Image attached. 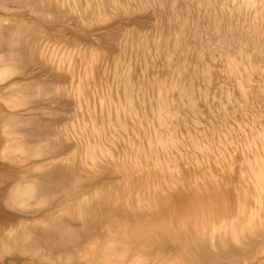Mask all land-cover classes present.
I'll use <instances>...</instances> for the list:
<instances>
[{
	"label": "rangeland",
	"instance_id": "374dc122",
	"mask_svg": "<svg viewBox=\"0 0 264 264\" xmlns=\"http://www.w3.org/2000/svg\"><path fill=\"white\" fill-rule=\"evenodd\" d=\"M16 2L0 0V32L19 34L0 38V68H19L0 79V231L74 221L90 236L80 250L13 251L0 264H119L103 258L108 243L123 264L147 248L139 264H189L187 245L196 264H264V234L231 254L202 235L264 201V0H51L41 17ZM37 179L43 192L10 201ZM83 193L94 196L85 216ZM133 222L150 245L126 236Z\"/></svg>",
	"mask_w": 264,
	"mask_h": 264
},
{
	"label": "bare ground",
	"instance_id": "6f19581e",
	"mask_svg": "<svg viewBox=\"0 0 264 264\" xmlns=\"http://www.w3.org/2000/svg\"><path fill=\"white\" fill-rule=\"evenodd\" d=\"M16 1V0H15ZM18 2H16V4H18V5H20L21 7H23L24 9L23 10H26V9H28V10H30V11H32V12H35L36 14H38L40 17H41V15L43 16V14H51V13H54L55 12V9H54V7H55V5H53L52 6V3H51V0H17ZM53 1V0H52ZM12 2V1H11ZM21 2V3H20ZM55 3V2H54ZM21 11H22V8H21ZM21 13V12H20ZM43 13V14H42ZM23 14V13H22ZM35 17V16H34ZM36 18V17H35ZM14 20V19H13ZM20 21V20H19ZM13 24V23H12ZM7 25V24H6ZM11 25V24H10ZM14 26H16L17 28L16 29H13V30H19V28H22V29H24V28H26L27 30H29L30 29V27H31V24L29 23H17V24H15ZM13 26V27H14ZM2 27V26H1ZM8 27V26H7ZM7 27L5 28L6 30H7ZM10 27L11 26H9V29H10ZM12 28V27H11ZM35 28V27H34ZM33 28V29H34ZM32 29V28H31ZM5 30V31H6ZM12 30V29H11ZM26 30V31H27ZM8 31V30H7ZM10 31V30H9ZM16 31H14L15 33H16ZM21 31V30H20ZM32 31V30H31ZM37 31V30H36ZM2 32V31H1ZM0 32V33H1ZM35 32V31H34ZM19 33H21V32H19ZM24 33V32H23ZM23 33H21V34H23ZM4 34V35H3ZM18 33H16V34H11V33H5L4 32V30H3V33H1V37L0 38H2L3 36H4V38H7V39H4V42H5V40L7 41V40H9L10 42H13L16 38H17V36L19 35H17ZM26 34H29V33H25V34H23L24 36L26 35ZM24 36L23 37H20L21 39H23L24 38ZM28 37V36H27ZM26 37V38H27ZM25 39V38H24ZM1 40V39H0ZM17 40V39H16ZM15 40V41H16ZM36 40V39H35ZM35 40H34V42H35ZM25 41L26 42H28L27 41V39H25ZM20 42H22L21 40H20ZM20 42L18 41V43L20 44ZM33 42V41H32ZM31 42V46L33 47H35V45L33 44ZM4 44V43H3ZM5 44H7V43H5ZM8 44H12V43H8ZM7 44V45H8ZM15 44V43H14ZM17 44V43H16ZM33 44V45H32ZM36 44V43H35ZM13 45V44H12ZM22 45H23V43H22ZM21 45V46H22ZM28 44L26 43V46H27ZM30 45L27 47V52H28V48L30 47ZM1 46H3L2 44H1ZM17 47L18 46H20V45H16ZM20 46V47H21ZM19 47V49H17L15 52H18V53H21L22 54V52L24 51L25 52V49H23V47H24V45H23V47H21L20 48ZM26 48V47H25ZM37 48H38V46H37ZM23 49V50H22ZM32 50L33 49H35V48H31ZM37 50V49H36ZM36 50H34V51H36ZM33 51V52H34ZM39 51V50H38ZM8 52V51H7ZM29 52H30V50H29ZM28 52V53H29ZM32 52V51H31ZM32 52V53H33ZM27 53V54H28ZM31 53V54H32ZM36 53V52H35ZM39 53V52H38ZM5 54H6V52H5ZM8 54V53H7ZM9 54H10V52H9ZM8 54V55H9ZM20 54V55H21ZM26 54V53H25ZM41 54V53H40ZM40 54H38V57L36 56V54L34 55V53H33V55H30V56H32L30 59H29V57H26V60H27V58L30 60V64L32 63V65H34V63H36V66H37V58H39L40 59ZM7 55V56H8ZM16 54H14V56H15ZM19 54L18 55H16L15 56V59L16 60H18V57L20 56ZM29 55V54H28ZM14 56H13V58H14ZM40 56V57H39ZM6 57V56H5ZM12 57V56H11ZM11 57H9V58H11ZM25 57V56H24ZM20 58V57H19ZM22 58V57H21ZM20 58V59H21ZM25 59V58H24ZM25 60V61H26ZM23 61V60H22ZM14 62V61H13ZM16 62H19V61H16ZM50 62V61H49ZM52 62V61H51ZM11 63V62H10ZM15 63V62H14ZM40 63V62H39ZM53 63V62H52ZM17 64V63H16ZM15 64V65H16ZM20 64V63H19ZM18 64V65H19ZM22 64H24V61L22 62ZM26 64H27V62H26ZM14 65V66H15ZM42 65V64H41ZM41 65H39V66H41ZM6 66V65H5ZM22 66V65H21ZM25 66V65H24ZM29 65H27L26 67H23L22 68V70L24 71L25 69H27V67H28ZM36 66H32V67H34V69L36 68ZM20 67V66H19ZM31 67V68H32ZM38 67V66H37ZM41 68V67H40ZM19 68L18 67H12V66H7V67H1L0 68V79H3V78H6L7 76H10L11 74H13L16 70H18ZM33 69V68H32ZM42 69V68H41ZM29 70V69H28ZM35 70H37V69H35ZM27 71V70H26ZM29 71H31V70H29ZM17 72H19V70L17 71ZM31 72H34V71H31ZM26 73V72H25ZM29 72H27V74H28ZM36 73V72H35ZM19 74V73H18ZM18 74L16 75V76H18ZM30 74V73H29ZM37 74V73H36ZM33 75V74H32ZM35 75V74H34ZM19 76H21V75H19ZM17 79V78H16ZM82 79V78H81ZM4 81V80H3ZM27 82V81H26ZM75 82V81H74ZM7 83V82H6ZM11 84H9V85H15V84H19V83H21V81L19 82V80H13V82L11 81L10 82ZM29 83V82H28ZM34 83V82H33ZM57 83V82H56ZM83 83V82H82ZM37 84H40V83H37ZM33 85V84H32ZM20 86V85H19ZM39 88H40V86H38ZM81 87V86H80ZM16 88H17V85H16ZM19 88H21V89H23L22 87H19ZM36 88H37V86H36ZM35 88V89H36ZM44 88V87H43ZM42 89V88H41ZM41 89H39V90H41ZM47 90V89H46ZM21 91V90H20ZM42 91V90H41ZM22 92V91H21ZM29 92V91H28ZM32 92V91H31ZM45 92V91H44ZM33 93V92H32ZM22 94V93H21ZM35 94H36V92H35ZM38 94V93H37ZM36 94V95H37ZM40 94V93H39ZM38 94V95H39ZM42 96V95H41ZM0 97H2V96H0ZM5 98V97H4ZM16 98V97H15ZM31 99H32V97H31ZM4 100H6V102H8L7 101V98L6 99H4ZM10 100V99H9ZM34 101H36V100H34ZM12 102H15V104H19V103H21V99L18 97V98H16V99H14V101H12ZM34 105V104H33ZM9 106V105H8ZM11 106V105H10ZM9 106V107H10ZM12 107H13V104H12ZM15 107H17V106H15ZM27 120V119H26ZM25 120V121H26ZM29 120V119H28ZM11 122V121H10ZM18 122V121H17ZM21 122V121H20ZM10 124V123H9ZM12 124V123H11ZM31 124V123H30ZM15 125H16V123H15ZM4 127H6V126H4ZM16 127V126H15ZM7 128V127H6ZM38 129V128H37ZM40 129V128H39ZM40 133V132H39ZM26 145V144H25ZM35 148H37V147H35ZM46 149V148H45ZM35 150V149H34ZM39 150V149H38ZM37 149H36V152L38 151ZM41 150V149H40ZM46 151V150H45ZM35 152V153H36ZM39 152V151H38ZM48 152H50V151H48ZM56 152V151H55ZM44 153V152H43ZM86 153V152H85ZM90 153V152H89ZM93 152H91V154H92ZM53 155V154H52ZM61 155V154H60ZM94 156V155H93ZM61 157H63L62 155H61ZM58 158H60L58 155H55V156H53V157H51V161H49V162H46V163H48V165L51 163V162H53V161H55V160H58ZM66 158V157H65ZM66 160H67V158H66ZM45 163V164H46ZM55 163V162H54ZM53 163V164H54ZM44 164V165H45ZM93 164L94 163H92L91 162V165H92V167H94L93 166ZM48 165H45V166H48ZM53 166V165H52ZM60 166V165H59ZM54 167V166H53ZM62 167V166H61ZM61 167H60V171L58 172V173H60L61 172V170H63V172L65 173L66 171H68V170H66V169H63V167H62V169H61ZM67 167V166H66ZM45 168V167H44ZM91 168V167H90ZM48 169V168H47ZM57 169V168H56ZM68 169H69V167H68ZM73 169V168H72ZM59 170V169H58ZM75 170V169H74ZM77 170V169H76ZM93 170V169H92ZM259 170V172H261L259 175L258 174H256V175H258V176H261V174H262V176L264 175V166L262 165L261 166V168L260 169H258ZM56 171V170H55ZM44 172H46V170L44 171ZM57 172V171H56ZM42 173H43V171H42ZM41 173V174H42ZM67 173V172H66ZM66 173H65V175H66ZM72 173V172H71ZM46 174V173H45ZM44 174V175H45ZM49 174H51L50 172H49ZM48 174V175H49ZM62 174V173H61ZM69 174V173H68ZM67 174V176L69 177V175ZM78 174V173H77ZM47 175V174H46ZM46 175H45V177H46ZM54 175V174H53ZM58 175V174H57ZM65 175H64V179H65ZM75 175V174H74ZM73 175V176H74ZM39 176H41V175H39ZM51 176H52V174L50 175V178H51ZM79 176V175H78ZM54 177V176H53ZM68 177H67V179H68ZM40 178H42V177H40ZM56 178H58V177H56ZM62 178V179H63ZM76 178V177H75ZM31 179V178H30ZM43 179V178H42ZM46 179H47V177H46ZM53 179V178H52ZM61 179V180H62ZM49 180H51V179H49ZM48 180V181H49ZM56 180V179H55ZM60 180V179H59ZM73 180H74V178H73ZM29 181V180H28ZM43 181V180H42ZM52 181V180H51ZM54 181V180H53ZM64 181V180H63ZM57 182V181H56ZM71 182V181H70ZM75 181H73V183H74ZM76 182H78V181H76ZM25 183H26V181H25ZM28 183V182H27ZM45 183V182H41L40 181V179L38 180L37 179V181H33V183H32V185H28V186H25V185H23V183L22 184H18L17 185V193L15 194V196L11 199L10 198V201L12 202V203H17V204H19V205H23V204H26V194H30V193H39V191L41 192L43 189H45L46 188V185L45 186H43V184ZM47 183V182H46ZM55 183V182H54ZM53 183V184H54ZM49 183H47V185H48ZM52 184V185H53ZM58 185H59V183H57ZM30 186V187H29ZM27 187H29V189L30 190H28V188ZM45 187V188H44ZM57 187V186H56ZM55 187V188H56ZM95 189V188H94ZM100 189H101V186H98L94 191H95V194H94V196H96L95 198V200H97L96 201V204L98 203V201H100V200H102L103 199V197H106L105 195H103V193H102V191H100ZM32 190V191H31ZM46 191V190H45ZM43 192V191H42ZM83 195V197L81 198V202L75 207L76 208V210H75V212L78 210V213H84L83 215L85 216L86 214H87V212L89 213V207H88V205H89V203L91 202L90 200L91 199H93L94 198V196H93V198H91L92 197V195L89 193L88 195H84V193L82 194ZM107 198V197H106ZM99 203H103V201L102 202H99ZM112 204V203H111ZM100 205V204H99ZM116 205V204H115ZM108 206V205H107ZM114 205H112V207H113ZM260 206H261V208L259 209V211H257V210H255V211H251L250 212V214H249V216L247 217V219L245 220V221H243V219L241 220V222L239 221V218L238 219H236V220H234V221H232L231 223H229V224H227V225H216V226H213L212 228H211V230H209V232L207 233L209 236L208 237H206L207 238V240H206V238H205V236H204V234L202 233V235H203V239L205 240V242L206 243H210V244H212L213 246H219L221 249H225V250H227L228 252L227 253H230L231 254V248H232V250L234 249L233 247H231V245H232V243H235L236 245L235 246H238L239 247V244H240V246L242 247V246H244V245H246V244H249V243H247V242H249V240H251L250 241V244L247 246V249H249V250H251L250 248V245L253 243V241L252 240H255V239H253V238H256V237H258V236H262L263 234H264V201H262L261 200V204H260ZM115 208H117V207H115ZM109 209H111L110 207H109ZM108 209V210H109ZM113 209H114V207H113ZM257 209V208H256ZM112 210V209H111ZM110 210V211H111ZM104 211V210H103ZM114 211V210H113ZM74 212V213H75ZM96 212V211H95ZM105 212V211H104ZM109 212V211H108ZM107 212V213H108ZM112 212V211H111ZM91 213V212H90ZM77 215V214H76ZM83 215H82V217H83ZM80 216H81V214H80ZM79 215L78 216H76V218L78 217H80ZM81 218V217H80ZM245 218V217H244ZM174 219V218H173ZM189 219V218H188ZM183 220V219H182ZM184 220H185V218H184ZM187 220V219H186ZM190 220V219H189ZM168 221V220H167ZM169 221H170V218H169ZM188 221V220H187ZM174 222V221H173ZM177 222V221H176ZM192 222V221H191ZM196 222V221H195ZM39 224H44V226H43V228H39V226L37 227H32V226H27L26 224H24V225H22V224H20V225H17L16 227H5L4 229H2L1 231H0V260L2 261V260H4V258L6 257V255H8V254H12L13 253V251H17V252H21V253H29V252H32V251H35V250H37V251H39V250H41V251H43L44 253L46 252V251H48V252H56V253H62L63 251H64V253H65V251H68V249L71 251H75V250H80L79 249V244H80V240H82L84 237H86V238H89V236H90V234L88 235L87 233L88 232H86V231H82L81 230V228H78L77 227V225H76V223L73 221V222H71L72 224H71V226H68V224L67 223H59V224H55V223H51V224H47V222L46 221H43V220H41V221H39L38 222ZM164 223V222H163ZM197 223V222H196ZM135 224L136 223H130V225L128 224V226H130V229H129V234H127V232H126V236H132L133 238H137L138 240L140 239V240H142V243H143V245H150L149 243H150V239L147 237V235H145L144 233H143V231H144V228H143V230H140L139 228L141 227H137V226H135ZM172 224V223H171ZM178 224V223H177ZM182 224V223H181ZM184 224V223H183ZM195 224V223H194ZM3 225V224H2ZM6 225V224H5ZM127 225V224H126ZM137 225V224H136ZM159 225V224H158ZM161 225V227L163 228L164 227V224H163V226H162V224H160ZM128 226H126V228L128 227ZM139 226V225H138ZM167 226V225H166ZM195 226V225H194ZM199 226V225H198ZM202 226V225H201ZM156 227V226H155ZM159 227V226H158ZM158 227H156L157 228V230L158 229H160V227L158 228ZM180 227V226H179ZM129 228V227H128ZM145 228H146V226H145ZM152 228V227H151ZM162 228H161V230H162ZM181 228H182V226H181ZM192 228V227H191ZM147 229H148V227H147ZM175 229V228H174ZM185 229V228H184ZM193 229V228H192ZM208 229V228H207ZM149 230V229H148ZM154 230H156V229H154ZM156 230V231H157ZM186 230H188V229H186ZM150 231H152V230H150ZM175 231V230H174ZM195 231V230H194ZM205 231H207V230H204L203 232H205ZM146 232V231H145ZM149 232V231H148ZM167 232V231H166ZM147 233V232H146ZM157 233V232H156ZM191 233V232H190ZM198 233H199V231H198ZM159 234V233H158ZM170 234H173V233H170ZM169 234V235H170ZM175 234V233H174ZM150 235V234H149ZM152 235V234H151ZM156 235V234H155ZM176 235V234H175ZM178 235V234H177ZM123 236H125V235H123ZM198 236V235H197ZM152 237V236H151ZM154 237H157V235L156 236H154ZM170 237V236H169ZM181 237V236H180ZM196 237V236H195ZM199 237V236H198ZM160 238V237H159ZM163 238V237H162ZM197 238V237H196ZM195 238V239H196ZM200 238V237H199ZM198 239V238H197ZM159 240V239H158ZM161 240V239H160ZM160 240H159V242H160ZM167 240V239H166ZM186 240V239H185ZM188 240H189V238H188ZM199 240V239H198ZM198 240H196V242L198 241ZM261 240V239H260ZM84 241H85V239H84ZM190 241H191V239H190ZM201 241H202V239H201ZM200 241V242H201ZM178 242V241H177ZM188 242V241H187ZM187 242H185V243H183V241H182V245L184 244H186ZM199 242V243H200ZM203 242V241H202ZM202 242H201V244H202ZM258 243H260L259 241H257ZM173 243V242H172ZM198 243V244H199ZM237 243H238V245H237ZM256 243V242H255ZM109 245H107V247H105L104 248V250H103V258H105V260H113V261H116L117 263H119V264H123L124 263V261H126L125 260V257L123 256V253H120L117 249H115L114 247H111L110 245V243H108ZM180 244V245H181ZM196 244V243H195ZM113 245V244H112ZM152 245H153V243H152ZM151 245V246H152ZM157 245H158V243H157ZM187 245V244H186ZM200 245V244H199ZM204 245V247L206 246L205 244H203ZM234 245V244H233ZM232 245V246H233ZM252 245H254V244H252ZM162 246V245H161ZM202 246V245H201ZM209 246V245H208ZM207 246V247H208ZM234 246V247H235ZM258 245L256 244V247H257ZM262 246V245H261ZM261 246H259V248L261 247ZM86 249H87V247H89V245L87 244L86 246ZM147 247V246H146ZM149 247V246H148ZM154 247V246H153ZM181 247V246H180ZM187 247L190 249V247H192L191 245L190 246H188L187 245ZM194 247V246H193ZM197 247H198V245H197ZM197 247H195L196 248V250H197ZM207 247H205V248H207ZM245 247V246H244ZM128 248V247H127ZM150 248V247H149ZM159 248V247H158ZM164 248V247H163ZM168 248V247H167ZM166 248V249H167ZM178 249H179V247H177ZM183 248H184V246H183ZM186 248V247H185ZM209 248V247H208ZM207 248V249H208ZM254 248V247H253ZM86 249L85 250H83V251H85L86 252ZM148 249V248H147ZM147 249H143V251H142V253H140L139 252V254L137 253L134 257H132L131 259H129L128 258V262L131 264V263H135V264H139V262H143V261H145V260H148V253H149V251H147ZM155 249V248H154ZM171 249V248H170ZM175 249V248H174ZM187 249V248H186ZM189 249H187V251L186 252H188V254L189 253H191V256H192V258H191V256L189 257V259H190V261H188L187 263H189V264H196L195 263V261H194V259L193 258H195L194 257V254H195V251H193V249L189 252ZM220 249V250H221ZM237 249V248H236ZM235 249V250H236ZM160 250H161V248H160ZM180 250H182L181 248L179 249V251ZM184 250L185 249H183L182 250V253H183V255H184ZM198 250H200V249H198ZM206 250V249H205ZM209 250V249H208ZM240 250H241V248H240ZM246 250V249H245ZM253 250V249H252ZM82 251V252H83ZM156 251H158V249L156 250ZM161 251H163V250H161ZM211 251V250H210ZM209 251V252H210ZM237 251H239V250H237ZM202 252V251H201ZM236 252V251H235ZM240 253H241V251H239ZM239 252H237L236 253V255L239 253ZM55 253V254H56ZM161 253V252H160ZM178 253V250H177V252H176V255H178L177 254ZM180 254H182L181 253V251L179 252ZM212 253V252H211ZM215 253V252H214ZM15 254H18V253H15ZM59 254V255H60ZM76 254V253H75ZM83 254V253H82ZM126 254V253H125ZM200 254V253H199ZM233 254V253H232ZM151 255V254H150ZM155 255L156 254H154L153 255V262H152V264H155L156 262H155V260H156V258H154L155 257ZM169 255V254H168ZM175 255V256H176ZM224 255V254H223ZM234 255V254H233ZM233 255H231V256H233ZM239 255V254H238ZM243 255V254H242ZM246 255V254H245ZM21 256V255H20ZM74 256V255H73ZM157 256H158V254H157ZM172 256H174V255H172ZM198 256V255H197ZM225 256V255H224ZM247 256H248V254H247ZM32 257V256H31ZM75 257V256H74ZM169 258H170V256H168ZM202 257V256H201ZM227 257V256H226ZM63 258V257H62ZM175 258V257H174ZM198 258H199V256H198ZM205 258V257H204ZM204 258H202V259H204ZM216 258H218V256L216 257ZM231 258V257H230ZM234 258V257H233ZM72 259V258H71ZM181 259V258H180ZM201 258H199L198 260H200ZM207 259V258H206ZM236 259H237V257H236ZM183 260V259H182ZM197 260V259H196ZM216 260V259H215ZM215 260H213L212 262H214ZM218 260H219V258H218ZM217 260V261H218ZM228 260V259H227ZM150 261V260H149ZM165 261H167V260H165ZM200 261H202V260H200ZM221 261V260H220ZM224 261V260H223ZM225 261H226V259H225ZM168 262V261H167ZM203 262V261H202ZM126 263V262H125ZM150 263V262H149ZM198 263V262H197ZM237 263V262H236ZM157 264V263H156ZM170 264H182V263H180L179 261H174V262H172V263H170ZM203 264V263H202ZM206 264V263H205ZM207 264H208V262H207ZM211 264V263H210ZM228 264H230L229 263V261H228Z\"/></svg>",
	"mask_w": 264,
	"mask_h": 264
}]
</instances>
